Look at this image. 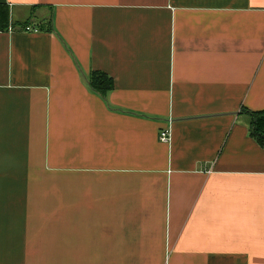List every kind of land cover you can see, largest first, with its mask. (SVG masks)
<instances>
[{
    "label": "crops",
    "instance_id": "1",
    "mask_svg": "<svg viewBox=\"0 0 264 264\" xmlns=\"http://www.w3.org/2000/svg\"><path fill=\"white\" fill-rule=\"evenodd\" d=\"M2 3L0 264H264V0Z\"/></svg>",
    "mask_w": 264,
    "mask_h": 264
},
{
    "label": "trees",
    "instance_id": "2",
    "mask_svg": "<svg viewBox=\"0 0 264 264\" xmlns=\"http://www.w3.org/2000/svg\"><path fill=\"white\" fill-rule=\"evenodd\" d=\"M9 25V9L6 4H0V29H6ZM91 87L103 94L111 88V79L105 73L93 71L89 76ZM251 135L264 146V110L252 112Z\"/></svg>",
    "mask_w": 264,
    "mask_h": 264
},
{
    "label": "built area",
    "instance_id": "3",
    "mask_svg": "<svg viewBox=\"0 0 264 264\" xmlns=\"http://www.w3.org/2000/svg\"><path fill=\"white\" fill-rule=\"evenodd\" d=\"M8 28L10 29V26ZM23 30L30 31V30H36V28L32 25H24ZM159 139L162 142H169L170 139L169 131L167 129L162 130L159 134Z\"/></svg>",
    "mask_w": 264,
    "mask_h": 264
},
{
    "label": "rangeland",
    "instance_id": "4",
    "mask_svg": "<svg viewBox=\"0 0 264 264\" xmlns=\"http://www.w3.org/2000/svg\"><path fill=\"white\" fill-rule=\"evenodd\" d=\"M25 25H28V24H25ZM36 28V30H30V31H37L39 28L34 26Z\"/></svg>",
    "mask_w": 264,
    "mask_h": 264
}]
</instances>
